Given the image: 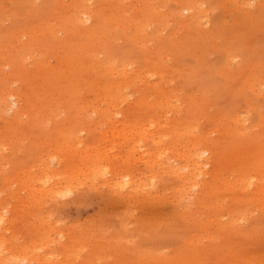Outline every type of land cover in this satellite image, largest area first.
Here are the masks:
<instances>
[{
    "label": "rangeland",
    "instance_id": "obj_1",
    "mask_svg": "<svg viewBox=\"0 0 264 264\" xmlns=\"http://www.w3.org/2000/svg\"><path fill=\"white\" fill-rule=\"evenodd\" d=\"M4 215L23 264H264V0H0Z\"/></svg>",
    "mask_w": 264,
    "mask_h": 264
},
{
    "label": "bare ground",
    "instance_id": "obj_2",
    "mask_svg": "<svg viewBox=\"0 0 264 264\" xmlns=\"http://www.w3.org/2000/svg\"><path fill=\"white\" fill-rule=\"evenodd\" d=\"M185 11H187L186 9H185ZM78 19L81 21V23L82 24H85V23H90V22H92L93 21V19H94V17L93 16H91L90 15V13L88 12V11H83L81 14H80V16H78ZM204 154H206V151H204V152H198V151H195V152H193L192 154H191V156H190V158H189V162L191 163V165L190 166H188V169H189V172L191 171V168H192V172H191V174L188 176V175H186V176H184V172H183V170H175L174 172H176V174H178L179 175V179H180V181H181V183H182V185H181V187H185V186H188V185H193V186H195L196 185V183H197V178L198 177H200L202 174H203V170H204V168L206 167V165H208V162L207 161H205L204 159H203V157H204ZM102 167L101 166H98V167H96V168H94V172L95 173H100L99 171L100 170H102L101 169ZM107 168V167H106ZM114 168V167H113ZM115 169V168H114ZM119 168H117V170H118ZM120 170V169H119ZM110 171V170H109ZM114 171V170H113ZM102 172H104V169H103V171ZM106 172V171H105ZM110 173V172H109ZM108 173V174H109ZM114 174V173H113ZM43 175V174H42ZM103 174H95V175H93L94 177H93V180H94V178L96 179V178H98V180L97 181H99L100 180V176H102ZM128 175V174H127ZM105 176V175H104ZM113 176H115V175H113ZM130 176H132V175H129V178H131ZM78 178V177H77ZM134 178H135V176H134ZM116 179V178H115ZM125 180L127 179V178H124ZM123 179V180H124ZM132 179V178H131ZM131 179H130V181H131ZM104 180H105V178H104ZM104 180H103V182H104ZM107 180V179H106ZM105 180V181H106ZM122 180V181H123ZM129 180V179H128ZM136 180V179H135ZM96 181V182H97ZM35 182V181H34ZM120 182V181H119ZM125 182V181H124ZM36 183L37 184H40V188L39 189H37V191H35V190H32V192H33V196L34 197H36V198H38V200H39V198H46L45 196H43L44 194H46V195H49L50 196V198H57L58 196L60 197V196H64L65 194H66V192H68V190L67 189H65V188H63V187H61L58 183H51L50 182V179L48 178V177H43V176H40V177H37V181H36ZM115 183H117V182H115L114 181V185H113V187H111L112 189H114V190H119V187L120 186H117ZM138 183H139V181H138ZM119 184H122V183H119ZM137 184V183H136ZM124 185V184H123ZM126 186V185H125ZM133 186H135V193H136V191H138V184L137 185H133ZM143 186V185H142ZM148 186V185H147ZM150 187H151V185H149ZM153 186V185H152ZM25 187L26 188H29V189H32L31 187H30V185H25ZM32 187H33V185H32ZM146 187V186H145ZM142 188V189H146V188ZM150 187H149V189H150ZM180 187V188H181ZM191 187V186H190ZM123 188V186L121 187V189ZM125 188V187H124ZM128 188V187H127ZM132 187L130 186V190L132 191L133 189H131ZM134 188V187H133ZM152 188V187H151ZM120 189V190H121ZM140 189V188H139ZM148 189V190H149ZM123 190V189H122ZM127 190V189H126ZM129 190V189H128ZM178 190H180V189H178ZM183 190H184V188H183ZM190 190V189H189ZM130 191V192H131ZM146 191V190H145ZM150 191V190H149ZM206 191V190H205ZM127 192V191H126ZM132 192H134V191H132ZM142 192V191H141ZM138 193V192H137ZM146 193V192H145ZM68 194V193H67ZM121 194V193H120ZM132 194V193H131ZM140 194V193H139ZM130 195V194H129ZM128 195V196H129ZM127 196V197H128ZM134 197L135 196V194L134 195H131V197ZM128 198H130V197H128ZM5 216V215H4ZM6 217V216H5ZM5 217H2V216H0V231L3 229V227H5V225H6V223H7V217L5 218ZM7 227V226H6ZM2 231H4V230H2ZM1 233V232H0ZM4 233V232H3ZM5 234V233H4ZM1 235V234H0ZM7 246H10V244H9V241H8V239H6L5 237H1L0 236V264H3V263H7V262H9L10 264H23V260H24V258H19V257H16L15 256V254H11V256H8V252H12L11 250H9V248H7ZM20 257H22V255L20 256ZM35 258V257H34ZM39 259V258H38ZM45 259H46V261L48 262V258H46V256H45ZM27 260V259H26ZM35 261L37 262L38 260L37 259H35ZM30 262H32V261H30ZM39 262V261H38ZM29 263V262H28Z\"/></svg>",
    "mask_w": 264,
    "mask_h": 264
}]
</instances>
